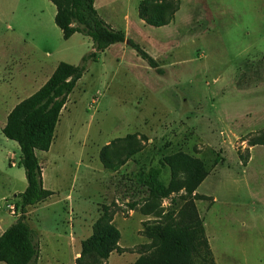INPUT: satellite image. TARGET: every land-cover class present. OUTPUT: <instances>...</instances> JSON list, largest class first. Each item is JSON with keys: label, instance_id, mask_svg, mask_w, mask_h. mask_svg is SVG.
Segmentation results:
<instances>
[{"label": "rangeland", "instance_id": "obj_1", "mask_svg": "<svg viewBox=\"0 0 264 264\" xmlns=\"http://www.w3.org/2000/svg\"><path fill=\"white\" fill-rule=\"evenodd\" d=\"M23 1L0 0V213L7 228L20 217L15 204L27 187L20 147L2 131L8 112L58 63L80 65L94 50L90 37L77 33L66 40L57 27L24 33L13 19ZM141 1L100 5V14L149 52L161 71L127 42L88 62L51 150L37 151L45 188L55 191L26 214L42 239L39 264H77L78 242L91 237L106 207L122 248L106 264H134L149 243L144 224L153 220L141 211L147 189L140 178L161 168L169 184L164 160L178 151L212 169L197 190L207 199L196 205L216 264H264V145L249 147L264 131V0H184L176 21L164 27L142 22ZM128 135L142 142L141 152L106 168L103 149ZM170 203L164 199L163 207Z\"/></svg>", "mask_w": 264, "mask_h": 264}, {"label": "trees", "instance_id": "obj_2", "mask_svg": "<svg viewBox=\"0 0 264 264\" xmlns=\"http://www.w3.org/2000/svg\"><path fill=\"white\" fill-rule=\"evenodd\" d=\"M50 1L57 8L55 22L64 39L68 40L76 33L84 34L93 41L94 50L83 58L80 65L61 62L40 89L20 101L8 114L2 131L20 147L19 165L25 169L27 187L15 204L20 217L0 235V261L6 264H39L40 242L26 221V214L55 192L44 186L37 151L50 150L61 112L88 62L96 61L99 54L111 45L127 42L150 67L161 71L158 61L149 52L129 39L124 30L114 28L99 15L95 0ZM180 7L181 0H142L138 15L148 25L163 27L174 20ZM256 145H264V131L249 140L250 147ZM111 148L113 150L109 152ZM142 148V142L137 141L135 135L118 138L105 146L102 161L106 168L117 169ZM248 158L244 159L245 165ZM215 163L217 166L219 160ZM164 164L171 172L169 184L161 179V168H152L140 178V184L147 189L141 211L152 216L153 220L144 224L143 232L149 243L134 264H216L204 219L196 205V200L207 199L197 190L212 169L202 159L183 151L166 156ZM181 173L186 175L184 179L179 178ZM164 199L171 200L167 208L163 207ZM120 238L121 232L113 223V213L106 207L95 223L91 237L82 242L76 263L106 264L113 252L121 251Z\"/></svg>", "mask_w": 264, "mask_h": 264}, {"label": "crops", "instance_id": "obj_3", "mask_svg": "<svg viewBox=\"0 0 264 264\" xmlns=\"http://www.w3.org/2000/svg\"><path fill=\"white\" fill-rule=\"evenodd\" d=\"M116 1L118 0H95V8L97 9L99 15L101 16L100 14V8L99 6L100 5H108L109 3H115ZM126 1V0H125ZM182 1L184 0H181V5H182ZM178 13V12H177ZM176 13V15H177ZM56 14H57V8L56 6L50 1V0H25L22 2V7H21V10L17 13V14H14L13 16V19H17L19 21V24H20V27L22 29H24V33L26 34H29L30 32H33V33H38V32H41V29L42 27L44 26H49L50 28H58L60 29L56 22H55V17H56ZM176 15H175V18L174 20L171 22V23H174L176 21ZM102 17V16H101ZM103 18V17H102ZM104 19V18H103ZM105 20V19H104ZM142 20V19H141ZM106 21V20H105ZM107 22V21H106ZM143 23H145V21L142 20ZM108 23V22H107ZM170 23V24H171ZM110 24V23H109ZM146 24V23H145ZM169 24V25H170ZM111 25V24H110ZM148 25V24H146ZM8 26V29H15L14 27H12L10 24L7 25ZM151 26V25H150ZM168 26V25H166ZM164 27V26H163ZM115 28V27H114ZM61 31V29H60ZM62 32V31H61ZM21 33H23V31H21ZM63 34V33H62ZM77 34V33H76ZM74 36V35H73ZM72 36V37H73ZM71 37V38H72ZM70 38V39H71ZM60 63L57 64V66L59 65ZM54 67V71L55 69L57 68ZM53 71V73H54ZM52 73V74H53ZM52 74L48 77V79L52 76ZM47 79V80H48ZM47 82V81H46ZM45 82V83H46ZM44 83V84H45ZM43 84V85H44ZM42 85V86H43ZM41 86V87H42ZM40 87V88H41ZM39 88V89H40ZM15 107V106H14ZM13 107V108H14ZM12 108V109H13ZM11 109V110H12ZM11 110L8 112V114L11 112ZM5 126V125H4ZM250 147V146H249ZM255 146H251L250 148H254ZM249 148V149H250ZM51 150V148H50ZM37 156L39 157V154L37 152ZM10 159V158H9ZM250 159V151H249V158L248 160ZM11 160V159H10ZM248 162V161H247ZM18 164L16 162H13L11 164L12 167H16ZM42 165V163H41ZM43 168V167H42ZM43 181H44V186L46 187V184H45V176H44V171H43ZM52 190V189H50ZM53 192H55L54 190H52ZM16 192V191H14ZM23 192V191H22ZM21 193V192H20ZM19 194V193H18ZM18 194H15L14 196L18 198ZM16 222V221H15ZM0 227H4L2 232H0V235L7 229V227L4 226V217L3 215L0 213ZM74 227V226H73ZM41 237H42V232H41ZM40 241V254L41 255V251H42V247H43V243H42V239L40 238L39 239ZM84 241V239H80V241L78 242V249L76 251V259L80 256V246L82 245V242ZM40 258V256H39ZM43 257H41L42 259ZM44 259V258H43ZM45 260V259H44Z\"/></svg>", "mask_w": 264, "mask_h": 264}]
</instances>
